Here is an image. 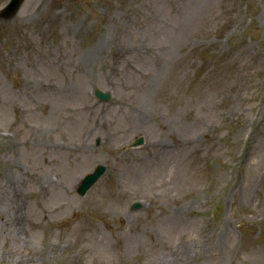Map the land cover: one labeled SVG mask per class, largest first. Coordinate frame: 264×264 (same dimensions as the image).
Here are the masks:
<instances>
[{"label": "rangeland", "instance_id": "rangeland-1", "mask_svg": "<svg viewBox=\"0 0 264 264\" xmlns=\"http://www.w3.org/2000/svg\"><path fill=\"white\" fill-rule=\"evenodd\" d=\"M0 264H264V0L1 17Z\"/></svg>", "mask_w": 264, "mask_h": 264}, {"label": "water", "instance_id": "water-1", "mask_svg": "<svg viewBox=\"0 0 264 264\" xmlns=\"http://www.w3.org/2000/svg\"><path fill=\"white\" fill-rule=\"evenodd\" d=\"M24 0H10L7 5L0 11V17L9 18L14 16L18 10L20 9ZM98 95L107 100L109 98L108 93H103L102 91H98ZM143 142V138L140 137L134 145L140 144ZM106 166L103 164L98 165L93 172L86 174L82 180L80 181L77 191L80 194H85L87 190L98 180V178L105 171Z\"/></svg>", "mask_w": 264, "mask_h": 264}]
</instances>
